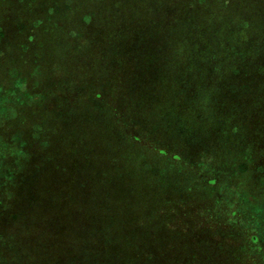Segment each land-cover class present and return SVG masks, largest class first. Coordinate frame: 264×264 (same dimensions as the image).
Masks as SVG:
<instances>
[{
  "label": "trees",
  "instance_id": "1",
  "mask_svg": "<svg viewBox=\"0 0 264 264\" xmlns=\"http://www.w3.org/2000/svg\"><path fill=\"white\" fill-rule=\"evenodd\" d=\"M0 264H264V0H0Z\"/></svg>",
  "mask_w": 264,
  "mask_h": 264
}]
</instances>
